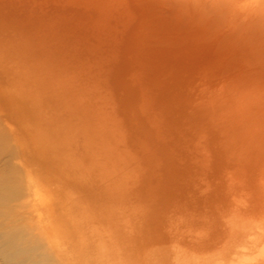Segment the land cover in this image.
Returning a JSON list of instances; mask_svg holds the SVG:
<instances>
[{"label":"rangeland","instance_id":"obj_1","mask_svg":"<svg viewBox=\"0 0 264 264\" xmlns=\"http://www.w3.org/2000/svg\"><path fill=\"white\" fill-rule=\"evenodd\" d=\"M263 232L264 0H0V264H251Z\"/></svg>","mask_w":264,"mask_h":264},{"label":"bare ground","instance_id":"obj_2","mask_svg":"<svg viewBox=\"0 0 264 264\" xmlns=\"http://www.w3.org/2000/svg\"><path fill=\"white\" fill-rule=\"evenodd\" d=\"M250 243H252V247L245 249L248 250L250 254H253L254 257L252 261L254 263L251 264H264V248L262 246L264 245V232L260 236L258 240H253ZM241 254L238 253L237 256H240ZM240 263V262H239Z\"/></svg>","mask_w":264,"mask_h":264}]
</instances>
